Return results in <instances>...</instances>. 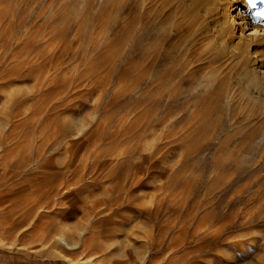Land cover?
Returning a JSON list of instances; mask_svg holds the SVG:
<instances>
[{"label":"bare ground","instance_id":"bare-ground-1","mask_svg":"<svg viewBox=\"0 0 264 264\" xmlns=\"http://www.w3.org/2000/svg\"><path fill=\"white\" fill-rule=\"evenodd\" d=\"M40 1L43 3L42 14H64L70 11L75 20L67 25L52 24L49 19L43 22L36 20L23 33L16 30L11 22L5 23L0 18V244L11 239L6 241L11 251L21 248H14L12 239L19 240L32 228L30 232L42 240L44 246L41 245L46 253L51 248L62 246L58 256L69 264H141L135 257L121 256L118 252L117 255L114 252L116 250L113 251L112 246L119 242L117 232L122 227H119L120 221L113 211L125 206L130 212L151 215L153 207L162 206L166 197L190 200L197 177L193 176L192 184L186 183L179 193L174 190L161 192L165 186V178L154 176L152 173L155 167L147 164L154 156L155 141L159 134L152 123L165 124L166 127L167 124L170 126L182 121L183 117H174L172 112V107L176 106L180 96H189L184 102L185 109L191 108L193 98L200 96V91L204 100L220 101L223 94L214 97V87L221 85L227 78V68L231 72L236 67L247 69L257 86L254 88V97L264 102V8L255 12L250 0H177L171 8L185 3L186 10L193 18L200 12H206L205 18L214 26L212 39L205 46L208 52L223 59L216 62L214 70L211 68L206 71L202 79H209V82H198L200 66H192L186 78L183 75L173 77L169 73L156 74V61H145L140 67L136 83L141 108H129L124 115L118 110L112 113L106 109H95L96 119L91 123L83 119L79 121L69 112L85 94L83 86L96 84L91 81V70L87 75L80 73L81 64L76 59L81 57V45L84 42L78 45L77 40L85 26L107 30L108 27L119 25L117 16L121 14L118 11L120 1ZM139 1L145 6L141 7L143 15H148L161 3L159 0ZM240 9H243L244 14ZM162 10L167 12L169 9L162 7ZM1 13H4L3 9ZM25 18L26 16L22 17V20ZM194 22L191 21L192 28L195 26ZM137 23L139 24L138 21ZM70 26L74 27L71 37L68 29ZM139 27L142 29L144 25L140 23ZM249 29L251 31L247 33ZM181 32L183 33L182 30L179 31L180 34ZM213 45L216 47L215 51ZM15 61V66H8ZM25 70L32 71V83L26 89L14 88L10 82L14 77H20L19 74ZM148 73L151 77L146 84ZM105 82L104 78L98 80L100 85ZM198 83L206 88L192 90ZM106 89L102 87L99 98ZM148 111L153 113L150 119L145 116ZM198 118V114L194 112L188 119L189 125L199 121ZM252 128L256 131L253 142L263 145L264 154V113ZM173 174L176 180H180L186 172L179 168ZM214 180L218 181L217 178ZM173 183L174 180L172 185ZM210 189L209 193L215 194L221 187L218 189L214 185ZM78 195L85 198L79 208L83 213L82 220L87 222V227L82 228L83 231L87 230V235L82 233L85 236L82 241H70L67 238L68 223L60 219L54 221L52 213L60 210L59 203H65L63 201L74 204ZM158 199L160 200L156 203ZM115 205L116 208L113 207ZM214 208L211 196L205 193L186 208V217L192 219L207 209L216 212ZM169 217L172 218L171 215ZM151 220L154 221L152 218ZM203 222L190 225L184 220L177 222L174 218L163 220L160 225H150L137 220L130 226V234L127 236L141 243L145 253L149 254L148 259H151L152 253L164 252L168 257H174L175 254L174 258H179L176 262L194 256L199 260L213 262L218 256L217 250L208 253L206 257L200 254V248L207 242L200 240L202 232L199 231L203 229ZM216 226L219 228V225ZM217 228L209 230L205 237L219 240ZM109 230L113 231L112 234L108 233ZM197 233L200 235L196 243L187 246L190 238ZM237 241H240L239 235L234 234L223 249L224 252L231 251L230 247ZM211 242L206 245L217 244ZM120 251L122 254L123 247ZM154 256L157 259L158 256Z\"/></svg>","mask_w":264,"mask_h":264},{"label":"rangeland","instance_id":"rangeland-1","mask_svg":"<svg viewBox=\"0 0 264 264\" xmlns=\"http://www.w3.org/2000/svg\"><path fill=\"white\" fill-rule=\"evenodd\" d=\"M119 1L118 11L121 13L117 16L119 25L108 27L107 30L101 27L93 29L90 26H85L80 31V39L78 38L77 44L84 43L81 45V57L77 58L76 61L81 64V74L87 75L89 70L93 72L89 75H91V81H95L96 84L83 86L85 94L69 111L79 121L86 120L93 123L96 119L95 109H106L112 113L118 110L121 115H124L126 110L132 107L140 109L136 83L140 67L145 61L155 60L156 74L169 73L173 77L183 75L186 78L192 66H200L198 82H201L206 71L211 68L214 70L216 62L223 59V57L212 54L206 49L205 45L212 39L211 35L214 28L212 23L205 18L206 12H200L193 18L191 13L186 10L185 3L171 8L177 0L166 2L159 0L158 2H161L163 6L159 3L158 8H155L148 15H143L141 7L145 6L139 0ZM250 1L255 12L264 8V1ZM42 4L40 0H0V18L5 23L11 22L16 30L23 33L36 20L43 22L45 19H49L52 24L61 25H67L75 20L70 11L64 14L60 12L42 14ZM162 7L169 10L164 12ZM2 9L4 13H1ZM240 10L244 14L243 9ZM101 15L104 16V14ZM25 16L26 18L22 20V17ZM192 20L195 21L193 28L191 27ZM202 20L204 22L201 23ZM140 23L144 25V28L140 29ZM198 26L199 29H197ZM68 29L69 36L73 35L74 27L70 26ZM180 30L183 33L180 34ZM250 31L251 29L247 33ZM209 46L212 45L209 43ZM215 48L213 45L214 51ZM16 64V61L10 62L8 66L13 67ZM227 70H229L227 71L228 76L224 82L214 87L216 88L214 97L223 94L220 101L204 100L200 89L206 87L198 83V86L192 90L198 89L201 95L193 98L190 109L183 108L186 106L185 100L189 99L188 95L178 97L176 106L172 107L174 108L172 109L173 116L183 117L182 121L170 126L167 124L166 127L165 124L152 123L157 127L159 134L155 141L154 156L147 164H153L155 167L152 173L154 176L165 178V186L161 192L174 190L179 193L186 186V183L189 182L191 185L192 177L197 175L192 189V198L185 201L166 197L162 206L155 205L157 207H153V213L151 215L148 213L150 217L148 214L139 215L135 211L130 212L125 206L119 208H116V205L113 206L116 208L113 214L120 221L119 227L124 228L119 229L116 237L119 242L112 246L117 255L120 253L121 256L135 257L141 264H264V154H262L263 145L253 142L256 131L252 128L253 124L264 113V102L254 97V88L257 86L247 69L236 67L233 68L232 72L229 68ZM19 75L20 77H14L10 84L14 88L26 89L32 83L33 73L25 70ZM150 77L151 74L148 73L145 80L146 84H148ZM99 78L106 79V82L102 85L98 84ZM102 87L107 89L99 98ZM112 101L114 102L108 105ZM194 112L198 114L199 121L189 125L188 119ZM162 113L166 114L164 111ZM152 114L151 111H148L145 116L150 119ZM179 168H182L186 174L180 180H176L173 171ZM229 174L232 175L228 176ZM215 178L218 181L215 182ZM172 180H174L173 185ZM214 185L218 189L221 187V189L215 194H210V186ZM205 193L211 196L215 204L214 209L217 211L213 212L212 209H207L208 212L205 210L206 212H200L198 217L187 219V209L193 204L194 199ZM84 199V196L78 195L74 204L63 201L65 203H59V205L61 204L60 210L57 209L52 213L54 221L60 219V221L68 223L67 229L70 231L67 230V238L70 241H82L81 239L84 240L82 237H85L83 235H87V230L83 231L87 227V222L82 220L83 213L79 208V204ZM159 200L155 202L157 203ZM155 210L156 212H154ZM137 217L138 219H136ZM174 218L177 222L184 220L190 225H197L206 221L203 222V229L199 231L202 232L201 235L197 233L192 239L190 238L187 246L196 243L199 235L202 236L200 240L203 242L217 243L216 246H209L206 245V242L204 247L200 248V254L203 257H206L210 252L218 251V256L213 262L199 260L195 256L176 262L179 258H174L175 254L174 257L173 255L168 257L163 254L164 252H160L161 254L159 252V254L152 253L153 256L151 255V259H148L149 254L145 253V248L141 246V243L136 242L135 238L131 239L127 236L130 234L129 228L131 229V225L137 220L150 225L152 223L160 225L163 220ZM147 220L149 221L147 222ZM216 225H219V228ZM216 228L219 240L207 239L205 236L209 234L208 231L216 230ZM30 231L28 234H23L19 240L12 239L14 248L18 246L21 248L11 251L9 244H6L8 239L0 244V264H69L64 258L58 256L62 246H57L55 249L51 248L46 253L42 247V245L44 246L42 240ZM112 232V230L108 231L109 234ZM31 234L32 236H30ZM234 234L239 235L240 241L230 247V253L224 252L223 249L227 247ZM29 236L30 238H28ZM127 237L132 240L129 246L130 240ZM116 238L115 240H117ZM34 239L36 240L34 241ZM134 242L136 245L133 244ZM30 243L32 244L30 245ZM122 247L124 251L121 254ZM242 250L245 251L242 252ZM76 255L83 256L84 254L76 253ZM144 255L146 256L144 257ZM154 255L158 256L157 259Z\"/></svg>","mask_w":264,"mask_h":264}]
</instances>
